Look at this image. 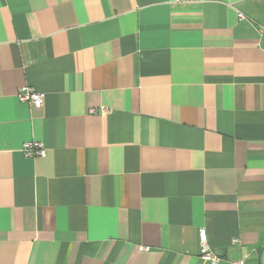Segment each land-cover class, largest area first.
<instances>
[{
  "label": "crops",
  "instance_id": "obj_1",
  "mask_svg": "<svg viewBox=\"0 0 264 264\" xmlns=\"http://www.w3.org/2000/svg\"><path fill=\"white\" fill-rule=\"evenodd\" d=\"M201 229L264 264V0H0V264H213Z\"/></svg>",
  "mask_w": 264,
  "mask_h": 264
},
{
  "label": "built area",
  "instance_id": "obj_2",
  "mask_svg": "<svg viewBox=\"0 0 264 264\" xmlns=\"http://www.w3.org/2000/svg\"><path fill=\"white\" fill-rule=\"evenodd\" d=\"M18 98L21 102L28 103L30 106L35 108H42L45 103L46 94L37 91L34 87L25 86L18 91ZM104 113L107 112L106 109L102 110ZM91 112L96 113L94 109ZM23 152L27 157H45L47 154V149L40 142H28L24 144ZM199 247L201 256L213 264L219 262V257H217L210 249L207 233L205 229L199 231ZM232 264H246L244 260L234 261Z\"/></svg>",
  "mask_w": 264,
  "mask_h": 264
}]
</instances>
